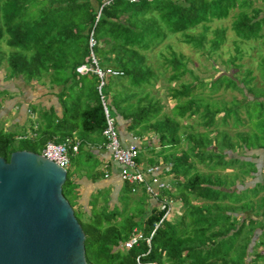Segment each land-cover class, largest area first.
I'll list each match as a JSON object with an SVG mask.
<instances>
[{
    "label": "trees",
    "instance_id": "obj_1",
    "mask_svg": "<svg viewBox=\"0 0 264 264\" xmlns=\"http://www.w3.org/2000/svg\"><path fill=\"white\" fill-rule=\"evenodd\" d=\"M95 1L94 7L91 0H0V40L4 37L10 48L7 52L0 51V61L4 59L7 64L6 76L25 83L32 80L41 83V77L47 73L49 82L60 87L55 92L59 116L53 107L40 112L31 104L28 115L34 112L36 117H27V127L16 126L19 132L0 129V156L7 160L10 152L22 149L38 153L47 140L60 142L73 133L80 140L77 152L84 157L92 154L89 144L103 142V99L118 135L121 120L125 121L122 128L139 141L147 132L156 137L157 146L146 138L139 147L149 153L145 157L148 164L158 163V158L171 164L167 172L170 187L158 197L165 195L178 202L180 213L172 220L162 219L147 245L144 238L149 236L164 208L151 206L137 225L136 215L121 217L117 210L108 209L105 202L97 208L96 196L90 197L88 212L78 215L73 210L84 233L85 261L256 264L261 260L264 264V177L262 181L246 183L247 177L257 171L253 158L264 155V80L256 85L250 69L242 72L237 69L241 65L234 60L241 56L239 45L235 44L236 54L228 60L236 71L230 74L222 71L208 84L210 92L220 86L239 91L242 97L232 99L229 105L205 100L193 92L204 85L195 76L194 82L168 87V94L174 99L169 114H160L163 104L151 89H146L152 87L159 73L157 66L148 61V51L165 36L178 33L184 43L214 52L224 40L225 28L212 29L213 35L206 38L207 23L226 18L236 9L229 26L235 36L241 40L258 39L264 36V32L260 33L264 24L261 8L255 6L247 11L253 0ZM196 25L201 30L191 33ZM89 39L94 42L91 46ZM261 43L264 45V39ZM159 55L161 64L170 68L168 79L179 80L185 71L183 55L174 51L168 56ZM80 66L86 67L84 73L77 71ZM259 66L264 79V54ZM96 68L102 73L99 92ZM108 69L117 73L111 74ZM218 112L222 114L221 123L230 117L233 126L244 124L247 129L236 131V138L232 139L225 130L214 127ZM193 114L199 115L203 130H183L189 146L186 150L170 151L180 141L179 119ZM257 149L260 154L255 152ZM141 156L142 153L136 154L134 161L138 162ZM192 158L208 165L210 171L195 170ZM83 162L86 168H91L85 158ZM233 165L232 172L226 175L212 171L216 166ZM95 173L98 177V171L91 174ZM93 176L90 175L92 179ZM75 187L71 170L69 174L66 170L61 192L67 201V196L72 199L76 196ZM131 188L125 185L124 192ZM134 227L142 238L130 248L122 247ZM256 229L259 236L250 245ZM257 245L262 250L256 251Z\"/></svg>",
    "mask_w": 264,
    "mask_h": 264
},
{
    "label": "rangeland",
    "instance_id": "obj_2",
    "mask_svg": "<svg viewBox=\"0 0 264 264\" xmlns=\"http://www.w3.org/2000/svg\"><path fill=\"white\" fill-rule=\"evenodd\" d=\"M92 5L96 6V1L91 0ZM260 7L262 11V16H264V0H253L251 6L246 10L249 11L252 7ZM236 9H233L229 12L226 18L219 19V20H212L211 22L207 23L209 26L206 30V38H210L213 33L212 29L217 27H224L225 28V35L222 44L219 48L214 52H208L206 50H202L199 48L193 47L191 44L184 43L181 39L182 37L178 33L168 34L165 38L151 51H148V61L151 62L152 65L157 66L158 70V77L157 80L154 82L152 87H147L146 89L150 90L151 93L154 94L156 98L160 100L163 104L161 108L160 114L166 113L169 114L171 106L174 104V99H172L168 94V87L169 86H177L179 82H189L195 81L193 76L197 78L198 81L204 83V85H199L194 89L193 92L198 93V96H202L205 100H210L217 102L218 104L224 103L229 105V102L232 99H239L242 97L241 93L235 89L230 88H223L220 86L217 90L210 92L208 87L209 81L215 76H217L220 72L225 71L226 73L230 74L231 71L235 72L236 68H233L229 64V58L236 54L234 46L235 44L239 45L240 50V59L234 60L235 63H239L241 66L237 68L239 71H243V69L248 68L251 70V73L255 77L256 85H260L262 83L263 76L260 75V58L264 54V45L261 43L263 41L264 36L258 39H247L241 40L238 39L233 31L230 29V22L233 19V14L236 12ZM250 13V12H248ZM260 15V14H259ZM201 30L199 25H196L193 29H191V33H197ZM264 32V24H262L260 33ZM207 44H204L206 48ZM10 48L5 44L4 37L0 40V51L7 52ZM170 51H174L175 53H180L183 55V62L185 71L180 75L179 80H169L168 75L170 74V68L165 64H161L162 57L159 53L164 55H169ZM6 61L2 59L0 61V129L2 131H16L19 132L18 127L21 123L24 125L23 127H27L29 123V118L34 119L36 117V113H31L28 115V107L32 104L34 105L35 109L44 112L47 111L49 106L54 107L53 109L56 110V115L59 116V106L57 103L58 96L55 92L60 90L59 86H53L54 83L49 82V76L47 73L43 74L41 77V83L36 82L34 80L30 81L29 83H25L22 80L17 79H9L6 76ZM230 68V69H229ZM80 73H84L86 71L85 66H80L77 68ZM196 80V81H197ZM53 86V87H51ZM55 93V94H54ZM54 111V110H53ZM241 117L244 119L243 113L240 114ZM221 112H218L215 115V128L217 130H225L229 135L232 136V139H235L234 133L239 130H246L247 126L244 124H238L233 126L232 125V118H227L225 123H221ZM15 120L19 121L14 122ZM14 122V123H13ZM180 126L177 132V135L180 137V141L174 149H170V151L177 152L178 150H186L189 146V142L186 136H183V130H191V131H202L203 127L200 124V118L198 114H193L191 116H184L183 118L179 119ZM31 123V122H30ZM123 125L125 121H122ZM185 125V126H184ZM192 125V128L188 127ZM35 126V125H34ZM214 133V132H212ZM210 133V135L212 134ZM150 139L152 145L157 146L158 142L155 136H153L152 132H147L142 139L139 141L143 142V139ZM237 151L240 152L238 149ZM257 154H260V150H255ZM145 155H149L148 152H142ZM235 154V153H234ZM232 154V155H234ZM238 155V154H237ZM71 160L74 159L72 155L70 157ZM195 167L194 169L199 172H206L210 171L208 165L201 164L196 161V159L192 158ZM76 160L83 162L82 157L76 158ZM253 161L256 164L257 171L251 177H247L248 184H253L255 181H262L264 177V155H258L257 157L253 158ZM233 166H227L225 168H219L216 166L212 171L218 172L220 174L226 175V173H231ZM65 169L70 172V166H66ZM228 176V175H227ZM226 176V177H227ZM71 179L75 180V177ZM101 180V177L99 178ZM84 179L77 178L76 185L77 189H75L76 197L75 202L79 199L81 203L79 207H74V201L69 196H67L69 204L71 205L72 209L79 215V212L85 211L88 212L90 206L87 203L86 198L89 199V196H96V206H100L102 204L104 196V191H101V196L98 195V185L91 184L87 181L84 182ZM84 182V183H83ZM236 185V182H235ZM138 187V188H137ZM76 188V187H75ZM140 191L139 194H131L127 193L126 196L120 197V210L118 211V215L121 217H125L128 215H136V223L137 225L141 224L145 214H147L149 210L148 203L146 202L147 196L143 193L142 188L138 185L134 187ZM262 191V190H261ZM259 192L257 195H260ZM148 195V194H147ZM149 196V195H148ZM79 197V198H78ZM78 203V202H76ZM174 207H172L173 211L169 213L167 218L171 220L175 217V215L180 213L179 203L173 202ZM76 214V215H77ZM239 215V214H238ZM246 215V214H245ZM237 216V215H236ZM81 218L84 219V216L81 214ZM258 230L254 232V236L250 242L252 245L259 236ZM258 234V236H257ZM256 251L262 250L261 245L255 246ZM256 264H262L261 260H258Z\"/></svg>",
    "mask_w": 264,
    "mask_h": 264
},
{
    "label": "water",
    "instance_id": "obj_3",
    "mask_svg": "<svg viewBox=\"0 0 264 264\" xmlns=\"http://www.w3.org/2000/svg\"><path fill=\"white\" fill-rule=\"evenodd\" d=\"M65 177L37 152L0 156V264H88L84 233L61 192Z\"/></svg>",
    "mask_w": 264,
    "mask_h": 264
},
{
    "label": "built area",
    "instance_id": "obj_4",
    "mask_svg": "<svg viewBox=\"0 0 264 264\" xmlns=\"http://www.w3.org/2000/svg\"><path fill=\"white\" fill-rule=\"evenodd\" d=\"M93 43V40L89 39V46L93 45ZM106 71L111 74L117 73L116 71L109 69ZM95 72L100 78L99 85L97 86V91L99 92V86L102 84V73L97 68L95 69ZM101 106L104 115V127L101 131L103 142L91 147L107 150L109 152L110 161L119 167L120 179L128 185H131V190H134L136 185L140 186L146 194L158 201L160 208H164V212L160 219L157 222H154L153 229L149 236L144 238L148 245L149 238L155 227L158 226L162 219H166L172 210L173 201L171 199H168L165 195H162L160 198L158 197L159 193L170 187V180H168L164 174L168 171L171 164L168 162L161 166L158 163H155L140 168L134 161V157L137 153L136 146L134 144L126 145L120 141L114 126V119L109 115L103 99H101ZM78 145V139L73 136H66L60 142L47 140L38 153L53 161L59 167L65 168L68 164L70 154L77 153ZM132 232L133 233L122 242V247L130 248L137 244L138 240L142 238L141 234L137 232L135 227L132 228ZM136 261L138 262L137 258Z\"/></svg>",
    "mask_w": 264,
    "mask_h": 264
},
{
    "label": "crops",
    "instance_id": "obj_5",
    "mask_svg": "<svg viewBox=\"0 0 264 264\" xmlns=\"http://www.w3.org/2000/svg\"><path fill=\"white\" fill-rule=\"evenodd\" d=\"M57 103H58V101H57ZM58 106H59V104H58ZM49 107H52V106H49ZM59 110H60V106H59ZM54 111L56 112L55 109H54ZM59 114H60V111H59ZM14 122L19 123V121H17V120H15ZM119 123L120 124L118 126V132H119L118 136H119L120 141L126 145L134 144L136 146V150H137L136 154L144 152V150L140 149V147H139L140 146L139 140L135 136H133V134L125 131L122 128L123 123L121 120H119ZM19 124L22 127L24 126L21 123H19ZM27 135H28V133H27ZM72 136L74 138L78 139L74 133ZM78 141H80V140L78 139ZM97 144H95V145H97ZM89 145L94 146L93 144H89ZM82 154H80V152H77L74 154H70V156H69L68 165L69 164L71 165V166L69 165L71 167V177L72 178L75 177L76 181H77V178L80 177V179L85 180V181L83 180L84 182L87 181L88 183H91V184H97L99 186L98 189L96 190V191H98L97 194L101 196V191H99V190L104 191L105 198L102 201V204H103V202L107 203L108 209H115V210L119 211L120 210V201H121L120 197L121 196H126L127 193H131V194H135V195L140 193V191H138L139 189H137L138 187L135 188L134 190H130L129 192H124L125 185H127V184L120 179L119 167L110 161L109 152L107 150L93 148L92 154L87 155L86 157H84V155H82ZM72 155L74 156L73 160L70 159V157ZM77 156L82 157L83 160L85 158L87 160L88 164H90L91 168H86V166H85L86 164L84 162H80V161H79L80 163L78 165H74V163H72V162L76 160ZM146 156H148V155L144 156V154L142 153L141 158L139 159L138 162H136V164L140 168L145 167L147 165H151V164H148L146 162V158H145ZM157 160H158L157 162L159 165L162 166L164 164V162H162L160 158H158ZM93 171H98L99 176L97 177L96 173L93 176L91 174V173H93ZM167 172L164 174V176L166 178H168V180H170L169 174ZM90 175L93 176L94 179H92L90 177ZM100 177H101V180L99 179ZM75 180L73 179L74 183H76ZM75 189H77V185H76ZM143 193L147 196L146 202L148 203V206H149L148 208H150L153 205L157 206L158 208L160 207L157 204V201L155 198L148 196L144 191H143ZM75 194H77V193H75ZM75 197L73 199L74 207L77 208L80 206L81 203L79 202V199L76 200V202H78V203H76ZM89 198H90V196H89ZM86 200L88 203L89 199L86 198ZM101 200H102V196H101ZM97 208H99V206H97Z\"/></svg>",
    "mask_w": 264,
    "mask_h": 264
}]
</instances>
